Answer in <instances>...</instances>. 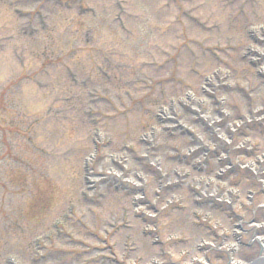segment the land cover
I'll return each instance as SVG.
<instances>
[{"label": "rangeland", "instance_id": "rangeland-1", "mask_svg": "<svg viewBox=\"0 0 264 264\" xmlns=\"http://www.w3.org/2000/svg\"><path fill=\"white\" fill-rule=\"evenodd\" d=\"M225 1L0 0V264H240L228 252L226 261L204 260L208 246L234 249L221 238L223 228L215 244H198V254L190 245L203 237L200 230L180 229L178 243L183 220L160 217L153 226L161 255L128 213L143 180L146 200L166 196L160 189L156 199L155 176L138 142L157 107L198 89L212 72L219 73L215 80L230 73L233 91L226 97L234 117L242 114L244 94L264 89V0ZM80 3L94 8L96 18L76 15ZM117 3L121 27L112 18ZM23 28L39 32L27 37ZM244 85L247 92L235 91ZM159 137L160 155L185 146ZM83 159L93 181L87 201L80 199ZM112 180L119 192H112ZM255 227L244 229L247 241L258 237L256 253L264 248V227Z\"/></svg>", "mask_w": 264, "mask_h": 264}, {"label": "bare ground", "instance_id": "bare-ground-1", "mask_svg": "<svg viewBox=\"0 0 264 264\" xmlns=\"http://www.w3.org/2000/svg\"><path fill=\"white\" fill-rule=\"evenodd\" d=\"M260 112H261V114H262V111H261V110H260ZM200 114H201L203 117H211V118L214 119V120H218L217 117L211 115L208 111H201ZM253 114H254V115H257L258 112H254ZM256 122H257L261 127L264 128V117H262V118H260V119L257 118ZM260 140H261V143L264 144V135L262 136V138H260ZM231 142H232V140H224V145H225L226 147H228L229 144H230ZM241 144H242V143L240 142V145H241ZM227 169H229V167H227ZM184 175H185V174H184ZM261 179L264 180V177H261ZM195 180H196V179H195ZM255 242L259 244L260 241H259L257 238H255Z\"/></svg>", "mask_w": 264, "mask_h": 264}]
</instances>
